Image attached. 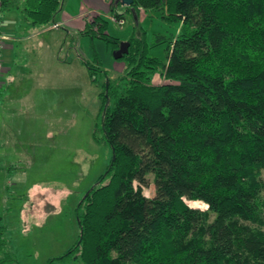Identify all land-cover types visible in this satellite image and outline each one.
<instances>
[{
	"label": "trees",
	"instance_id": "16d2710c",
	"mask_svg": "<svg viewBox=\"0 0 264 264\" xmlns=\"http://www.w3.org/2000/svg\"><path fill=\"white\" fill-rule=\"evenodd\" d=\"M64 1L0 4L43 29ZM119 5L109 13L124 21ZM132 9L180 28L150 45L134 24L113 78L80 58L94 84L104 80L93 140L112 158L79 203L77 242L48 264H264V0H134ZM109 27L96 16L80 34L115 51L122 40ZM6 237L0 227V264H17Z\"/></svg>",
	"mask_w": 264,
	"mask_h": 264
},
{
	"label": "rangeland",
	"instance_id": "374dc122",
	"mask_svg": "<svg viewBox=\"0 0 264 264\" xmlns=\"http://www.w3.org/2000/svg\"><path fill=\"white\" fill-rule=\"evenodd\" d=\"M157 16L152 15L140 24L147 32L150 45L156 33H175L180 28V24L170 26ZM125 19L123 26L110 19L109 32L119 36L122 42H127L135 26L129 16L126 15ZM25 29L20 33L25 41L16 45L17 63L25 65L26 83L41 86L37 89L47 97V105L56 101V106L49 113L22 116L29 122L22 127V132L30 143L27 148L31 149L32 157L26 165L30 190L25 197L32 200L37 196L39 200L32 204L28 213L25 211L28 225L13 228L9 238L17 264H48L50 259L60 258L77 242L81 215L78 214L79 203L97 185L98 178L106 172L112 158L108 144L93 140L95 123L100 120L102 107L99 98L101 88L98 87L104 81L102 74H98L97 86L80 63L69 67L59 61L65 60L69 64L79 54L113 77L122 73L125 65L114 58V51L102 39H92L80 33L67 34L64 28L54 29L52 26ZM83 38L88 39V47L81 42ZM85 48L90 56L83 54ZM150 53L165 59L163 47L153 48ZM69 76L75 77L72 81L65 80ZM153 83L161 85L164 80L156 74ZM41 109L46 111L47 106ZM150 182V187L144 189L145 196L149 198L155 195L153 177H150ZM195 206L201 210L207 208L201 203ZM54 264L76 263L58 261Z\"/></svg>",
	"mask_w": 264,
	"mask_h": 264
},
{
	"label": "crops",
	"instance_id": "0c3cea01",
	"mask_svg": "<svg viewBox=\"0 0 264 264\" xmlns=\"http://www.w3.org/2000/svg\"><path fill=\"white\" fill-rule=\"evenodd\" d=\"M72 1L73 6L71 5ZM111 2L112 0H65L58 19V23L61 24L60 28H64L67 34H79L85 29L86 22L90 20V14L109 20ZM116 10L119 14H124L125 22L126 15L130 17L134 24H141L146 17L143 16L144 12L137 13L133 9L127 10V6L124 5L117 6ZM27 27L30 26L21 21L16 10L1 7L0 4V31L7 37L2 51L4 85L0 90V227L6 228V238L10 241L9 237L12 235L13 228L22 224L28 225L25 211L28 213L27 210L32 204L39 200L37 196H35L36 198L33 197L32 200L25 197L26 194L29 195L30 190L26 165L31 162L32 157L30 155L31 149L27 148L30 143L22 132V127L28 125L29 122L23 120L22 116L49 113L56 106V101L49 103L52 105H47V97L44 96L43 92H38L37 89L41 86L37 84L32 86L26 83L25 80L28 77L24 76L25 65L22 66L21 62L17 63L16 45H20L25 41L26 38L20 33L26 30ZM116 37L122 40L119 36ZM81 42L88 47V39L83 38ZM83 54L90 56L86 48ZM80 58L84 57L76 54V58L71 63L67 64L65 60H61L59 63L69 67H73L74 63H80L85 67ZM75 76L66 77L65 80L72 81ZM32 89H34V92H31ZM31 95L33 96L30 97ZM46 106V111L41 109L42 107L46 108ZM32 185L35 186L36 184ZM22 233H24V230ZM15 249L18 252L16 247Z\"/></svg>",
	"mask_w": 264,
	"mask_h": 264
},
{
	"label": "built area",
	"instance_id": "2783aa9c",
	"mask_svg": "<svg viewBox=\"0 0 264 264\" xmlns=\"http://www.w3.org/2000/svg\"><path fill=\"white\" fill-rule=\"evenodd\" d=\"M94 17H96L94 14H90L89 15V19L92 20ZM109 19H111L112 21H115V24H118L117 22H119V25H123L124 21L123 20H118L117 18H115L113 15L109 14ZM60 24L56 23L54 24L52 27L54 29H58L60 28ZM7 37L0 31V90L2 89L3 85H4V60H3V46H4V41Z\"/></svg>",
	"mask_w": 264,
	"mask_h": 264
},
{
	"label": "water",
	"instance_id": "95a60500",
	"mask_svg": "<svg viewBox=\"0 0 264 264\" xmlns=\"http://www.w3.org/2000/svg\"><path fill=\"white\" fill-rule=\"evenodd\" d=\"M122 5L130 7L134 0H120ZM130 43L129 42H121L120 47L114 51V58L118 61L122 59V57L129 53Z\"/></svg>",
	"mask_w": 264,
	"mask_h": 264
}]
</instances>
